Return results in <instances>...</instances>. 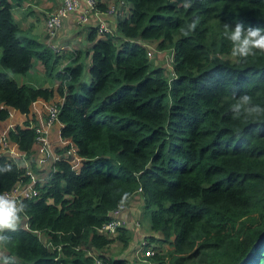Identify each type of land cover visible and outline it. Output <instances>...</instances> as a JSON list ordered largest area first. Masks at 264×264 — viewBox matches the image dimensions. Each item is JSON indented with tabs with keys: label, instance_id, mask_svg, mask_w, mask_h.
<instances>
[{
	"label": "trees",
	"instance_id": "obj_1",
	"mask_svg": "<svg viewBox=\"0 0 264 264\" xmlns=\"http://www.w3.org/2000/svg\"><path fill=\"white\" fill-rule=\"evenodd\" d=\"M25 1L0 0V121L9 109L26 114L36 99L57 96L58 135L69 142L33 183L38 195L20 200L25 227L7 233L4 255L15 264H124L123 254L102 251L113 241L127 249L131 232L118 228L108 238L99 230L137 194L154 233L146 243L152 263L264 264V120L228 111L233 91L264 106V53L239 62L223 35L226 22L264 28V0H192L187 9L181 0H109L108 31L85 26L89 46L69 49L15 23L12 9ZM149 43L170 52L169 71L147 56ZM37 66L35 80L9 75L23 78ZM6 136L20 155L0 154V164L28 166L13 163L0 174V193L41 175L27 120ZM70 148L75 165L65 155Z\"/></svg>",
	"mask_w": 264,
	"mask_h": 264
},
{
	"label": "crops",
	"instance_id": "obj_2",
	"mask_svg": "<svg viewBox=\"0 0 264 264\" xmlns=\"http://www.w3.org/2000/svg\"><path fill=\"white\" fill-rule=\"evenodd\" d=\"M33 1L34 3L37 4L35 8L32 7L30 4H28L27 1H25L20 6L12 9V11L18 10L23 12L24 14H28V13L31 14L29 21L26 24L22 25L24 27V30L30 29L29 27L33 26L34 24L37 25L38 29L36 32L33 28L32 30L30 29V31L38 37L40 42L47 44L49 46L53 45L54 48L61 47L63 49L64 48L69 49L71 47L73 48L78 47V45L85 47V41L82 40L84 37L83 29L85 26H89V23L92 21L93 14L88 13L87 16L83 18L80 17L84 9L83 4H80L79 9L77 11L71 13L65 20L62 21L61 26L57 31V35L56 37H54L55 39H53V37H48L46 35V33L44 32L43 25H44L45 16L49 12H52L58 6L59 1L58 0H33ZM102 2H104V0H99V4ZM25 5L28 8L27 7L22 8ZM12 17L14 20H18L17 24L19 23V21H22L23 18V16H18L17 14L15 15L12 14ZM82 19H84V21H81ZM109 22L111 23V19ZM88 46L89 44L86 47ZM87 61L88 58H86V63ZM35 69L40 72L42 71L40 66L35 67ZM46 85L47 83L44 84V86ZM55 99H56L55 96L48 101H44L42 99H36L30 104L26 114L19 113L14 109H9L8 117L5 120L0 121V137L6 134L10 126H14V125L20 126L26 120L36 125L39 129H44L46 131L45 133H46V139L48 140V146H45L38 141H35L32 145L31 159L33 163L40 168L41 170L40 177H45V173L43 172V169H48L50 161L55 157V150L61 148L64 144L69 142V140L67 139L59 138L58 135V130L60 127L59 123L55 122L54 124L48 126H46L45 124V116L47 109ZM10 146H12V142H10ZM1 152L2 151L0 150V154ZM39 159L42 160V162H40ZM130 202L131 201L126 203L124 206H122L121 218L127 222L128 225H126V229H128L132 234V232L135 231V233H137V231L130 224V222L134 220L132 218L134 207L130 205ZM23 219L25 220V217H23ZM150 235H154V233L148 231L147 233L139 236L142 238L144 237L147 238V236ZM136 236L135 239H133L134 242L131 241L135 246L138 239V234ZM135 246L132 249L127 248L126 251H124L125 249L121 252L119 251L118 254L119 255L123 254L122 256L125 258H132L135 250ZM128 249L130 250V255L126 256ZM0 250H2L3 252L0 253V255H4L5 251L1 245H0Z\"/></svg>",
	"mask_w": 264,
	"mask_h": 264
},
{
	"label": "built area",
	"instance_id": "obj_3",
	"mask_svg": "<svg viewBox=\"0 0 264 264\" xmlns=\"http://www.w3.org/2000/svg\"><path fill=\"white\" fill-rule=\"evenodd\" d=\"M58 6L50 13L46 15L44 20V32L48 37H54L56 31L60 28L61 23L65 20L71 13H74L79 9V5L83 4L84 9L80 15V17H85L88 13L93 14L92 21L89 23L90 26L96 27L97 32H106L108 31V21L113 19L114 7L111 4H108L104 11H98L96 8L99 0H58ZM82 1V2H81ZM81 21H84L82 19ZM53 45H50L52 47ZM147 48V56H151L150 47ZM57 114V103L50 104L46 116H45V124L46 126L52 125L56 120ZM29 123V127L34 128L37 136L36 140L41 144L48 146V140L46 139V131L44 129H39L33 123L27 121ZM15 126V125H14ZM19 126V125H18ZM22 126V125H20ZM13 126H10L9 129H12ZM8 129V130H9ZM7 130V132H8ZM7 132L6 134L0 137V150L1 154L9 155L10 157L16 158L20 155V152L17 150L16 145L12 142V146H10V141L7 140ZM16 149V152L13 149ZM65 155L68 156V161L71 165H75L79 158L75 155L74 150L72 148L65 151ZM40 162L42 160L39 159ZM28 174V173H27ZM44 177H38L34 179L30 176V182L26 184H16L11 189L1 192L7 193L13 198L18 200L21 199H29L32 197H36L38 195L37 189H35L32 185L33 183H42ZM132 226H137V220H133L130 222ZM127 222L121 218V208H117L109 213V220L102 226L99 230L103 235L108 238H114L117 234L118 228H126ZM25 227V225H23ZM146 239V240H145ZM147 238L139 237L136 242L135 250L132 258H126L124 264H154L149 260L150 255L152 254V247H146ZM152 246V245H151ZM146 248V249H144ZM96 264H99V261L96 260Z\"/></svg>",
	"mask_w": 264,
	"mask_h": 264
},
{
	"label": "clouds",
	"instance_id": "obj_4",
	"mask_svg": "<svg viewBox=\"0 0 264 264\" xmlns=\"http://www.w3.org/2000/svg\"><path fill=\"white\" fill-rule=\"evenodd\" d=\"M181 7L187 9L192 7V0H181ZM199 18H194L185 28L181 29L183 36L187 37L195 31L199 24ZM224 38L231 43V56L237 58L239 62H246L250 56H255L257 52L264 53V28L245 27L243 22L237 21L234 26L230 23L223 24ZM232 103L228 111L233 119L243 118L254 121L264 120V106L254 103L253 98L248 94L236 95L231 93ZM16 168L27 167V161L16 160L13 162ZM13 163L0 164V174H8L13 171ZM129 193H124L120 204L123 205ZM27 205L7 193H0V245H6L11 241L7 235L16 232L22 223V216L26 212ZM24 217V216H23ZM0 264H15V259L11 256L0 255Z\"/></svg>",
	"mask_w": 264,
	"mask_h": 264
},
{
	"label": "rangeland",
	"instance_id": "obj_5",
	"mask_svg": "<svg viewBox=\"0 0 264 264\" xmlns=\"http://www.w3.org/2000/svg\"><path fill=\"white\" fill-rule=\"evenodd\" d=\"M104 2H108L107 5L109 4V0H104ZM27 3L30 4L34 8L37 5L36 3H34L33 0H28ZM28 4H26V5H28ZM26 5L23 6L22 8H26L27 7ZM38 6H39V4H38ZM11 14H13V15L17 14L18 16H23L22 21H19L18 26L22 30H24V27L22 25L26 24L29 21L31 14H29V13L24 14L23 12L18 11V10L12 11ZM17 22H18V20H15V23H17ZM40 23H41V21H40ZM29 28L31 30L33 28L36 32L38 29V26L34 24L33 26H31ZM30 33H31V35H34V33H32L31 31H30ZM87 45H88V43L85 41V47ZM148 46L150 47V51L152 52L150 59L153 60L154 64L162 66L166 71H169L170 70V54H169L170 52L169 51L157 52L155 49L154 43H149ZM83 51H85V50H83ZM82 59H84V55L82 56ZM87 64H88V61H87ZM0 70H2L1 67H0ZM9 75H13L17 82H22V81L27 82L28 80H31V79L35 80L36 78H38V76H40V71L36 70L34 67L28 72V75L24 76L23 78H22V76L16 75V74H9ZM87 75L88 74L86 71V73H84V75H83V79L86 81L88 80ZM55 97H56V99L52 102V104L58 103V101H57L58 97L57 96H55ZM21 125H23V124H21ZM13 151L16 152V149L14 148ZM139 198L140 197L137 194H134L132 196V198H130L126 202V203H128L129 201H131L130 205L134 207V209H133L134 211L132 213V218L134 220L135 219L137 220V226H135V227L133 226V228H135L137 233H135V231L132 232V234H133V235L131 234V241L132 242H134L133 239H135V236L137 234H138V238H139L140 237L139 235L145 234L149 231L148 227H147V223H146L147 222L146 218L145 217L142 218V216H141V209H140L141 201L139 200ZM121 209H122V207H121ZM24 222H25V220L23 219V216H22V223H24ZM136 238H137V236H136ZM132 242L129 244V247H128L129 249H132L135 246ZM120 249H121V243L117 242V241H115V242L113 241L102 251V253L105 256L109 255V256L113 257V256L118 255V252L120 251ZM129 249L127 251L126 256L130 255ZM161 249H162V251H165V246L163 245ZM124 251H126V249ZM0 253H3L2 250H0Z\"/></svg>",
	"mask_w": 264,
	"mask_h": 264
}]
</instances>
